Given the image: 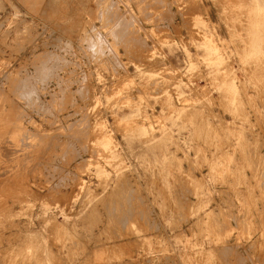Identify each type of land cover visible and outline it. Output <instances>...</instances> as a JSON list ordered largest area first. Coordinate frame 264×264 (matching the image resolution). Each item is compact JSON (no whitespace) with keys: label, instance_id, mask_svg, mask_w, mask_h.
I'll return each instance as SVG.
<instances>
[{"label":"rangeland","instance_id":"rangeland-1","mask_svg":"<svg viewBox=\"0 0 264 264\" xmlns=\"http://www.w3.org/2000/svg\"><path fill=\"white\" fill-rule=\"evenodd\" d=\"M0 264H264V0H0Z\"/></svg>","mask_w":264,"mask_h":264},{"label":"bare ground","instance_id":"bare-ground-1","mask_svg":"<svg viewBox=\"0 0 264 264\" xmlns=\"http://www.w3.org/2000/svg\"><path fill=\"white\" fill-rule=\"evenodd\" d=\"M121 18V17H120ZM126 19V18H125ZM140 21V20H139ZM128 23H130V22H128ZM128 25V24H127ZM118 27H119V24H118ZM123 28V27H122ZM123 30V29H122ZM129 30V29H128ZM125 31V30H124ZM130 31V30H129ZM114 32H116V31H114ZM133 32H135V31H133ZM120 33V32H119ZM131 34V33H130ZM137 37V36H136ZM134 39V38H133ZM140 39V38H139ZM121 41V40H120ZM238 43V42H237ZM87 47V46H86ZM55 57V56H54ZM118 61V60H117ZM152 62V61H151ZM37 63V62H36ZM68 63V62H67ZM115 63V62H114ZM113 64V63H112ZM114 65V64H113ZM38 67V66H37ZM36 69V68H35ZM10 70V69H9ZM45 73V72H44ZM42 75V74H41ZM10 76V75H9ZM48 76V75H47ZM166 76V75H165ZM30 79V78H29ZM84 79V78H83ZM19 81V80H18ZM19 85V84H18ZM17 86V85H16ZM18 88V87H17ZM30 91V90H29ZM141 91V90H140ZM132 93V92H131ZM23 97V96H22ZM134 97V96H133ZM32 100H33V98H32ZM16 102V101H15ZM11 103H13V102H11ZM42 105V104H41ZM17 108V107H16ZM49 108V107H48ZM26 110V109H25ZM45 111V110H44ZM21 114V113H20ZM75 114V113H74ZM80 132V131H79ZM78 132V133H79ZM83 132V131H82ZM73 133V132H72ZM80 134V133H79ZM82 135V134H81ZM85 136H87V135H85ZM80 138V137H79ZM80 140V139H79ZM78 140V141H79ZM92 154H93V152H92ZM57 167V166H56ZM77 175V174H76ZM5 178V177H4ZM8 178V177H7ZM84 179V178H83ZM5 181V180H4ZM32 182V181H31ZM83 182V181H82ZM81 184V183H80ZM53 190V189H52ZM79 192V191H78ZM52 194V193H51ZM140 199V198H139ZM142 205V204H141ZM235 216V215H234ZM127 217V216H126ZM225 225V224H224ZM179 260V259H178Z\"/></svg>","mask_w":264,"mask_h":264}]
</instances>
